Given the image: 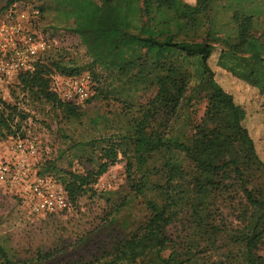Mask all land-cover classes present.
<instances>
[{"label":"trees","instance_id":"16d2710c","mask_svg":"<svg viewBox=\"0 0 264 264\" xmlns=\"http://www.w3.org/2000/svg\"><path fill=\"white\" fill-rule=\"evenodd\" d=\"M19 1L0 0V14ZM217 1L196 0L191 5L181 0H60L92 62L70 65L41 56L33 71L17 73L21 92L57 107L68 120L79 119L81 106L104 93L97 67L121 84L119 92L155 90L146 104L125 105V114L134 108L138 115L124 134L102 140L97 162L87 158L80 160V169L56 170L54 162L46 161L39 171L64 186L66 210L86 196L114 194L120 199L103 217L102 227H94L75 244L89 257L67 264H192L194 259V264H202L209 251L206 240L232 244L242 264L264 262L255 253L264 237V161L243 126L246 111L218 82L210 64L219 49L216 42L223 44L218 66L240 79L252 72L251 54L264 63V40L254 34L260 13L244 5L256 0H226L225 7L233 8L234 26L222 38L211 17ZM45 9L44 4L38 9L35 23L44 19ZM86 72L94 95L82 103L65 101L52 85L54 74ZM201 98L207 99V113L214 107L231 127L243 130L242 157L221 164L201 160L192 154L188 135L172 133L171 124ZM121 159L125 183L100 190L101 177ZM253 212L259 215L251 222ZM57 251L22 261L0 243V264H58L53 261Z\"/></svg>","mask_w":264,"mask_h":264},{"label":"rangeland","instance_id":"374dc122","mask_svg":"<svg viewBox=\"0 0 264 264\" xmlns=\"http://www.w3.org/2000/svg\"><path fill=\"white\" fill-rule=\"evenodd\" d=\"M181 1L191 5L196 3V0ZM43 4L46 7L44 19L35 23L38 9ZM225 5H228L226 0H218L211 11L216 28L221 29L217 35L222 38L225 32L231 33L234 26L231 21L233 8L228 9ZM244 5L260 13L255 17L254 34L264 40V0ZM15 6L0 14V29L3 26L9 29L20 25L34 39H44L47 42V49L41 55L44 59L61 60L70 65L92 62L85 45L73 31V18L70 20L65 16L67 7L60 0H21ZM215 45L219 49L215 51L210 64L218 82L246 111L243 126L264 161V63L256 53L251 54L252 72L246 80L240 79L236 74L218 66L223 44L216 42ZM2 62L5 64L6 61L0 57V67ZM95 69L100 74V87L104 93L84 103L80 118L72 120L63 117L57 107L21 92L16 85V76L8 77L0 70V157L13 167L5 178L0 177V243L10 249L15 259H35L39 252L43 254L54 250L58 251L53 261L57 260L58 264L89 257L87 251L85 253L74 248L75 244L94 227H102L103 217L111 205L120 200L114 194L86 196L61 213L36 215L18 194L19 184L16 179L22 175L23 170L14 167L19 163L28 164L32 171L39 174L46 161L54 162L56 170L80 169V160L85 161L87 158L97 162L102 140L124 134L130 128V119L138 115L134 108L125 114V105L128 103L137 107L154 97L153 89L134 93L130 90L119 92L120 83L109 77L101 67ZM62 77L58 74L52 76L53 87ZM207 109V99L202 98L185 108L178 122L171 124L172 133L188 135L192 141V154L201 160L221 164L242 157L246 149L243 130L231 127L228 118L216 113L214 107L209 108V113ZM195 125L200 128L194 129ZM26 140L35 142L34 154L17 147L18 141ZM124 165L125 161L121 159L101 180L112 181V189H117L126 181ZM135 213L139 214L137 211ZM258 215V212H253L250 221H255ZM211 242L206 240L210 252H205L202 264L207 261V264H242L238 249L232 244L223 240H218L215 245ZM173 250L178 256L176 247ZM232 253L234 256L229 255ZM255 253L257 257H264V237Z\"/></svg>","mask_w":264,"mask_h":264},{"label":"built area","instance_id":"2783aa9c","mask_svg":"<svg viewBox=\"0 0 264 264\" xmlns=\"http://www.w3.org/2000/svg\"><path fill=\"white\" fill-rule=\"evenodd\" d=\"M24 17V15H22ZM0 70L8 77L19 72L33 71L41 55L47 49L44 39H34L20 25L0 29ZM56 91L68 102L82 103L94 95V83L89 73L78 76L62 77L55 84ZM17 147L35 153V142L31 140L18 141ZM14 168H22V175L17 177L18 194L36 215L61 213L68 208L67 192L62 184L51 176H44L32 171L25 163H19ZM13 169L11 164L0 157V177L3 179ZM97 187L101 190L112 189V181L100 180Z\"/></svg>","mask_w":264,"mask_h":264}]
</instances>
